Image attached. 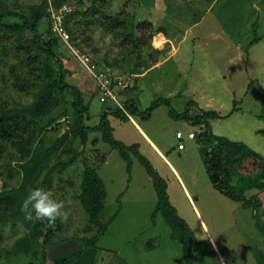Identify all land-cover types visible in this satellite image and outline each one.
<instances>
[{
  "label": "rangeland",
  "instance_id": "obj_1",
  "mask_svg": "<svg viewBox=\"0 0 264 264\" xmlns=\"http://www.w3.org/2000/svg\"><path fill=\"white\" fill-rule=\"evenodd\" d=\"M53 1L6 0L13 10L25 14L42 3L49 10ZM163 1L159 7H156L157 0L69 1L75 12V18L68 23L73 30L72 34L69 32L71 43L69 47L60 42L57 53L72 72L69 82L82 91L90 105L92 119L88 120V125L99 123L105 104L95 89L96 81L75 52L89 56L99 69L111 68L115 76L132 84L121 93V104L133 99L144 111L161 98L168 99L171 109L179 114L186 111L190 102L195 103L191 107L193 116L200 114L202 109L214 110L223 116L231 114L229 118L210 121L213 133L245 143L264 157V0ZM110 16L121 20L126 16L134 18L132 31L136 29L137 42L126 41L125 34L129 31L125 33L124 27L122 31L113 30ZM49 23L47 17L39 31L44 33ZM26 37L33 35L27 32ZM194 37L202 40L197 42L192 39ZM17 44L19 40L15 35L2 41L0 52L7 54L8 62L14 59ZM170 53L175 54L163 66L146 70V65L154 66L162 56L168 58ZM252 67L254 72H251ZM5 72L8 74L9 69ZM8 87L4 84L1 89L9 92L10 103L26 105L32 102L31 94L17 93ZM106 104L115 107L111 102ZM169 109L161 105L149 120L130 117L128 122H120L110 117L115 138L124 144L138 143L140 152L166 179L170 187L167 190L169 200L188 223L197 241L192 250L194 264L264 263V236L256 226L254 211L212 187L200 158L199 145L196 147L185 138L177 139L179 130L185 134L194 130L197 138L200 127L169 117ZM64 111L69 112L68 115L61 116ZM73 115L71 105L53 114L52 120L57 119L53 123L55 130L49 132L52 124L48 125L49 130L39 137L35 152L42 157L61 137H64L63 144L32 182L26 183L23 166H31L36 158L30 155L22 160L15 148L1 144L0 193L22 185H26L27 195L34 188L50 190L53 199L63 202V211L67 214L65 221L57 219L52 226L53 236L45 251L38 249L33 255H12V264L61 262L81 250L80 239L95 236L98 229L89 225L79 200L83 172L91 165L97 168L107 189L102 223L112 219L113 222L99 240L98 247L103 252L92 248L74 264H121L120 259L127 264H186L182 246L171 237L163 216L158 213L155 224L152 221L158 199L145 168L133 157L128 173L127 163L117 150L101 141L99 133L92 134L83 146L68 129ZM257 115L263 118L257 119ZM176 145V150L192 145L193 155L183 154L185 159H180L172 148ZM154 146L164 151L166 160L158 153L156 157ZM74 157V163L60 165ZM170 164L182 172L188 192L180 186ZM184 164L193 168L192 176L187 175ZM240 176L233 174L232 185ZM47 180L49 185L44 188ZM195 189L201 191L199 200L193 195ZM260 194L252 189L246 192V197ZM261 221L264 223L262 216ZM31 230L30 220L25 223L20 218H0V264H5L7 251L24 245L23 239L31 238Z\"/></svg>",
  "mask_w": 264,
  "mask_h": 264
},
{
  "label": "trees",
  "instance_id": "obj_2",
  "mask_svg": "<svg viewBox=\"0 0 264 264\" xmlns=\"http://www.w3.org/2000/svg\"><path fill=\"white\" fill-rule=\"evenodd\" d=\"M69 1L54 0L52 3L58 9L64 4L73 6ZM39 6L38 8L31 7L29 13L25 14L13 10L6 0H0V47L2 41L8 40L11 35L17 36L19 40V44L14 49L15 54L12 62L5 59L8 58L7 54L3 55L0 52V148H2L1 144L12 146L20 153L22 160H26L30 155L34 156L36 158L35 163H31V166L30 164L23 166L27 177L26 183L34 181L41 168L49 162L52 155L59 151L64 137L58 138L42 157L36 154L35 145L39 137L49 130L48 125L52 124L49 132L55 130L53 123L57 119L52 120L53 114L59 109H65V107L71 105L74 118L69 123L70 125L68 124V129L69 132L80 139L83 146H86L92 134L99 133L101 141L117 150L122 160L127 163L128 173L132 169L133 157L137 158L145 168L146 173L153 181L158 199L156 210L152 216L153 223L155 224L158 218L157 214L160 213L170 228L171 237L181 244L186 264H194L192 250L197 241L188 223L179 215L178 210L170 202L167 193V181L140 152V145H126L115 138L110 117L122 122L128 121L129 118L122 109L117 106L110 107L104 103L105 107L101 113L99 123L95 126L88 125V120L92 119L90 105L88 106L86 103L82 91L69 82L72 72L57 53L60 43L59 38L54 35L51 23H49V27L44 33L39 31V26L43 20L47 17L50 18L48 6L44 3ZM86 12L88 13V10ZM74 18L75 12L67 18L66 28L70 34L73 30L68 26V23ZM110 19L112 20L113 30L122 31L124 27L125 33L129 31L125 34L126 41L137 42L138 38L134 34L136 29L132 31L135 23L134 18L126 16L121 20L110 16ZM27 32H30L33 37H26ZM150 65L153 66V64L146 65V70L152 68ZM6 69H9L8 74L5 72ZM4 84H8V88L17 93L31 94L32 102L26 105L10 103L9 92H4L1 89ZM68 98H71L72 101L70 102ZM161 105H167L170 108L169 117L189 121L192 125L200 127L201 130L197 134L196 142L200 146L201 157L212 187L226 198L252 209L255 213L256 226L264 236V223L261 221L264 212L262 200L258 195L252 198L246 197V192L252 189L258 190L259 193L264 192V157L245 143L215 135L210 123L212 120L229 118L231 114L223 116L217 111L202 109L200 114L193 116L191 115L193 102L187 105L186 111L179 114L171 109L168 99L161 98L153 101L151 106L144 111L139 109L138 104L133 99L124 102V107L130 116L140 117L143 120L151 119L153 112ZM67 111H64L61 116L68 115L69 112ZM75 160L74 157L60 165L67 166L74 163ZM234 173L241 176L238 182H234V185H232ZM48 185L49 180L45 182L44 188H47ZM81 189L79 200L84 208L89 225L97 228V233L95 236L80 239L79 243L82 247L80 251L54 264H74L80 260L86 251L92 248L98 253L103 252V249L98 247V243L101 237L107 233L113 219L106 224L102 223L101 218L106 205L107 189L95 166L91 165L85 168ZM26 196V185L0 193V218L12 220L20 218L26 223L27 219L21 211V205ZM5 212H8V214ZM30 222L32 224L31 238L23 239L24 245L7 251L5 264H12V255H33L38 249L45 251V248L51 243L52 226H49L48 222L45 223V221L35 219ZM108 252L119 258L117 253L115 254L111 250ZM44 258L45 252L43 253ZM120 260L121 264H127L123 259ZM260 264L264 263L261 262Z\"/></svg>",
  "mask_w": 264,
  "mask_h": 264
},
{
  "label": "built area",
  "instance_id": "obj_3",
  "mask_svg": "<svg viewBox=\"0 0 264 264\" xmlns=\"http://www.w3.org/2000/svg\"><path fill=\"white\" fill-rule=\"evenodd\" d=\"M49 15L50 23L53 32L59 38V40L70 47L71 37L66 28V22L69 15L74 12L71 5L64 4L60 8H55L53 3L50 2L49 5ZM80 63L85 67V69L90 73L93 79L97 83V92L102 103L111 102L115 106L122 109L126 114V110L123 104L120 103L119 97L121 93L132 87V84L121 80L119 77L115 76L111 69L103 68L99 69L97 65L87 55L79 54L75 52ZM184 134L182 132L177 133V139L183 140ZM188 139L194 140L196 138L195 133H190L187 136Z\"/></svg>",
  "mask_w": 264,
  "mask_h": 264
},
{
  "label": "clouds",
  "instance_id": "obj_4",
  "mask_svg": "<svg viewBox=\"0 0 264 264\" xmlns=\"http://www.w3.org/2000/svg\"><path fill=\"white\" fill-rule=\"evenodd\" d=\"M126 116L128 118L132 117L128 112ZM63 208V202L53 199V193L43 188L29 190L27 197L23 200L21 205V211L24 213L25 219L30 221L33 219L37 221H47L49 226H54L57 219H60L61 222L67 219V214L63 211Z\"/></svg>",
  "mask_w": 264,
  "mask_h": 264
},
{
  "label": "crops",
  "instance_id": "obj_5",
  "mask_svg": "<svg viewBox=\"0 0 264 264\" xmlns=\"http://www.w3.org/2000/svg\"><path fill=\"white\" fill-rule=\"evenodd\" d=\"M153 2H155V0H152ZM162 2H164L163 0H161ZM160 0H157V4H158V6H156V7H159L160 5H161V2ZM186 38H184V40H185ZM193 40H195V41H197V42H199L200 40H202V38H200V37H194V38H192ZM174 54L175 53H170L169 54V56H168V58H164L163 56L161 57V59H160V61H157L156 62V64L152 67V68H154V67H161V66H163L164 64H165V62L169 59V58H173V56H174ZM253 67H255V65H253ZM253 67L251 68V72H254V70H253ZM79 78H81V77H79ZM96 89V88H95ZM95 89L93 90V91H95ZM264 90V89H263ZM92 91V92H93ZM194 103V102H193ZM195 104V103H194ZM193 115V114H192ZM257 119H259V118H263V117H261V116H259V115H257V116H255ZM132 118V117H131ZM129 120H130V118H129ZM128 120V121H129ZM128 121H125V122H128ZM120 122H122V121H120ZM135 122V124L138 126V127H140V125L136 122V121H134ZM114 130V129H113ZM194 130H190V131H188V134H190V133H194L193 132ZM178 132H181L180 130L178 131ZM177 132V133H178ZM184 134V137H185V139L186 140H190V139H188L187 138V136H188V134H185V133H183ZM144 137V136H143ZM146 140H147V138L146 137H144ZM145 140V141H146ZM148 141V140H147ZM190 142H193V143H195V146L197 147V143L194 141V140H190ZM126 144V143H125ZM132 144H138V143H132ZM132 144H126V145H132ZM178 144V143H177ZM139 145V144H138ZM179 145V144H178ZM178 145H176V146H174V147H172V148H175L174 149V152L175 153H177L178 154V157L180 158V159H185V156L183 155V154H192L193 155V153H192V149H191V147H192V145H190L188 148L187 147H184V148H180L181 150H179V149H177L176 150V148L178 147ZM199 148H200V146H199ZM198 148V149H199ZM154 149H155V151H154V153L156 154V157H157V153H158V155H161L162 156V159H164V160H166L167 158H166V155H165V153H164V151H162L161 149H159L157 146H154ZM190 150V152L188 153V151ZM169 152H170V149H169ZM199 154H200V158H201V161L203 162V160H202V157H201V152H200V149H199ZM195 156V155H194ZM200 163V162H199ZM153 165V164H152ZM161 165H163V164H161ZM169 165V164H168ZM154 166V165H153ZM160 166V165H159ZM198 165H196V167H197ZM170 169L172 170V172L176 175V179L180 182V186H182L185 190H186V192H188L189 191V189L187 188V186L186 185H184L183 184V175H182V172L178 169V168H176L175 167V165L174 164H170ZM184 167H185V169H186V171H187V175H191L192 176V173H193V168L191 169V168H188L187 167V165L186 164H184L183 165V169H184ZM154 168L159 172V174H161L160 173V171H159V168L156 166H154ZM162 176V175H161ZM163 177V176H162ZM164 178V177H163ZM174 179H175V177H173ZM165 179V178H164ZM166 180V179H165ZM169 184H168V191H169ZM201 191H199L198 192V190H196L195 189V192H194V196H195V198L197 199V200H199V193H200ZM190 197H191V195H189ZM260 198H261V200H262V203H263V209H264V198L262 197L263 196V193H261L260 195ZM262 219H263V221H264V212H263V214H262Z\"/></svg>",
  "mask_w": 264,
  "mask_h": 264
}]
</instances>
